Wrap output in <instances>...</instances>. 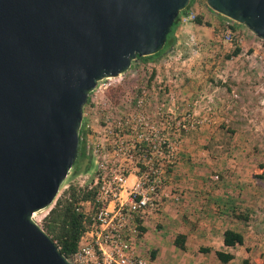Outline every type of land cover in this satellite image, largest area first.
I'll use <instances>...</instances> for the list:
<instances>
[{"label":"water","instance_id":"95a60500","mask_svg":"<svg viewBox=\"0 0 264 264\" xmlns=\"http://www.w3.org/2000/svg\"><path fill=\"white\" fill-rule=\"evenodd\" d=\"M190 0H0V264H70L32 218L79 152L98 81L161 50ZM264 40V0H206Z\"/></svg>","mask_w":264,"mask_h":264},{"label":"built area","instance_id":"2783aa9c","mask_svg":"<svg viewBox=\"0 0 264 264\" xmlns=\"http://www.w3.org/2000/svg\"><path fill=\"white\" fill-rule=\"evenodd\" d=\"M194 17L192 12L182 14L179 23ZM105 79L98 81L86 102L93 94L95 108L83 107L79 140L91 170L84 186L96 190L93 201H80L76 207L83 214V231L77 249L66 258L70 264H152L140 251L141 227L162 207L165 174L177 161L183 134L203 120L165 115L161 103L150 110L155 96L146 86L119 105L106 101L98 107ZM98 111L101 116L94 117Z\"/></svg>","mask_w":264,"mask_h":264},{"label":"rangeland","instance_id":"374dc122","mask_svg":"<svg viewBox=\"0 0 264 264\" xmlns=\"http://www.w3.org/2000/svg\"><path fill=\"white\" fill-rule=\"evenodd\" d=\"M200 2L201 5L194 7L200 9L207 4L206 0ZM196 8L191 6L189 13L194 16L202 13ZM204 20L210 25L214 22L212 15H206ZM217 24L213 31L215 38L210 42L205 39L187 41L186 38L194 33L190 28L195 26L193 20L176 28L175 41L159 57L135 59L122 75L103 80L98 96L102 103L97 106H106V101L119 105L139 86H146L155 96L148 106L150 110L161 103L165 115L203 120L187 132L204 125H208L206 130L214 129L212 134L219 136L214 143L224 148L225 158L239 163L248 157L246 149L257 147L264 152V40L229 18H222ZM232 26L236 28L232 30ZM236 45L240 46V53L227 58ZM196 53L201 55L192 58ZM92 100L85 105L86 110L95 108ZM101 113L95 112L94 117H100ZM90 171V168L85 171L84 164L80 169H75L73 164L56 198L63 194L65 185L87 184ZM52 205L33 214L41 227Z\"/></svg>","mask_w":264,"mask_h":264},{"label":"crops","instance_id":"0c3cea01","mask_svg":"<svg viewBox=\"0 0 264 264\" xmlns=\"http://www.w3.org/2000/svg\"><path fill=\"white\" fill-rule=\"evenodd\" d=\"M194 5H201L200 0ZM196 9L204 19L212 15L214 22L190 27L194 33L186 39L210 42L222 18L207 4ZM207 127L181 138L177 161L165 174L162 207L143 226L140 251L152 264H221L215 250L232 253L230 264H264V152L246 149L248 157L239 163L225 158L224 148L214 143L219 136ZM226 229L240 232L243 244L225 245ZM179 234L183 249L175 243Z\"/></svg>","mask_w":264,"mask_h":264},{"label":"trees","instance_id":"16d2710c","mask_svg":"<svg viewBox=\"0 0 264 264\" xmlns=\"http://www.w3.org/2000/svg\"><path fill=\"white\" fill-rule=\"evenodd\" d=\"M194 0H190L189 4L179 12V15L175 19L171 26L169 33L167 34L166 42L161 50L152 55L138 57L136 59H153L159 57L166 48L170 47L175 41V30L180 25L179 17L182 14H188ZM216 13V12H215ZM223 19H228L225 16L216 13ZM193 22L199 25L210 26V22L205 21L201 14H196ZM238 24V23H237ZM232 30L235 26L231 27ZM240 46L236 45L231 54L227 56H237L240 53ZM79 152L74 162L75 169H80L81 165L84 164L85 171L90 168V161L85 158V152L83 150V143L79 142ZM96 188L88 189L87 186H78L71 184L68 189L63 191V194L56 198L53 206L49 212L43 218L42 228L52 237L56 242L59 250L66 257H69L75 252L78 246V242L83 231V214L76 210V207L80 201L91 200L93 201ZM143 231V227H141ZM224 244L227 246H235L243 244L244 238L240 232H236L231 229H226L223 233ZM175 243L180 248H184V236L179 234L175 238ZM209 248H206L208 251ZM218 260L221 264H230L233 259L232 253H226L220 250H215Z\"/></svg>","mask_w":264,"mask_h":264}]
</instances>
